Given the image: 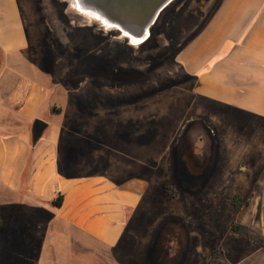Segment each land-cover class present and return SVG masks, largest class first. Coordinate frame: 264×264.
I'll use <instances>...</instances> for the list:
<instances>
[{
	"label": "rangeland",
	"instance_id": "374dc122",
	"mask_svg": "<svg viewBox=\"0 0 264 264\" xmlns=\"http://www.w3.org/2000/svg\"><path fill=\"white\" fill-rule=\"evenodd\" d=\"M215 1L173 0L150 38L133 44L71 0H19L26 72L49 97L36 119L63 130L67 150L57 159L68 176L120 183L130 166L147 191L107 248L84 246L76 227L50 223L49 213L21 212L13 192L0 189V264H208L215 250L229 264H264V247L231 229L238 223L263 236L264 124L253 130L233 113L192 110V77L177 62ZM15 114L0 108V133L34 139V123Z\"/></svg>",
	"mask_w": 264,
	"mask_h": 264
},
{
	"label": "crops",
	"instance_id": "0c3cea01",
	"mask_svg": "<svg viewBox=\"0 0 264 264\" xmlns=\"http://www.w3.org/2000/svg\"><path fill=\"white\" fill-rule=\"evenodd\" d=\"M28 47L19 0H0V53L9 69L0 72V108L13 110L17 121L34 123L49 97L26 72L31 70L22 51ZM177 62L192 77V110H220L251 119L253 130L263 126L264 0H216ZM21 74H28L24 88ZM50 128L37 141L0 133V189L13 192L21 212L40 210L51 214L50 223L60 219L76 227L84 246L114 248L144 200L147 181L130 166L120 171V183L106 176L69 177L67 164L57 159L58 150H67L63 130ZM59 194L64 202L56 208L52 201Z\"/></svg>",
	"mask_w": 264,
	"mask_h": 264
},
{
	"label": "water",
	"instance_id": "95a60500",
	"mask_svg": "<svg viewBox=\"0 0 264 264\" xmlns=\"http://www.w3.org/2000/svg\"><path fill=\"white\" fill-rule=\"evenodd\" d=\"M173 0H71L82 14L96 17L101 23L116 27L130 40L142 43L150 34L161 11ZM93 17V18H94ZM95 18V19H96ZM107 26V25H106ZM113 28V27H111ZM48 123L36 119L33 137L37 141L48 128Z\"/></svg>",
	"mask_w": 264,
	"mask_h": 264
},
{
	"label": "trees",
	"instance_id": "16d2710c",
	"mask_svg": "<svg viewBox=\"0 0 264 264\" xmlns=\"http://www.w3.org/2000/svg\"><path fill=\"white\" fill-rule=\"evenodd\" d=\"M238 198V195L235 196V199ZM64 202V197L62 194H59L53 201H52V205L56 208H61ZM234 205L236 207V210L240 209L239 204L235 203L234 201ZM232 231L240 236H243L247 239H250L252 241H254L255 243L261 245L262 247H264V237L256 234L254 232H252L249 228H247L246 226L242 225V224H238V223H233L231 226ZM219 251H214L212 254V258L210 259L208 264H229L227 262H223L219 259L218 257Z\"/></svg>",
	"mask_w": 264,
	"mask_h": 264
},
{
	"label": "bare ground",
	"instance_id": "6f19581e",
	"mask_svg": "<svg viewBox=\"0 0 264 264\" xmlns=\"http://www.w3.org/2000/svg\"><path fill=\"white\" fill-rule=\"evenodd\" d=\"M85 16H87V15H85ZM93 17H94V16H93ZM94 18H96V17H94ZM96 19H97V18H96ZM102 23H103V22H102ZM106 25H107V27H113V28H116V27H114V26H112V25L109 26V24H106ZM106 25H105V26H106ZM122 37H123V38H126V37L128 38V35H126V34L124 33V34H122ZM149 38H150V37H149ZM147 39H148V38H147ZM131 42H132L133 44H143V42H142V43H139V42H135L134 40H131ZM144 42H145V41H144Z\"/></svg>",
	"mask_w": 264,
	"mask_h": 264
},
{
	"label": "flooded vegetation",
	"instance_id": "af4514ba",
	"mask_svg": "<svg viewBox=\"0 0 264 264\" xmlns=\"http://www.w3.org/2000/svg\"><path fill=\"white\" fill-rule=\"evenodd\" d=\"M204 1L205 2L200 3L201 7L205 6L208 3V1H210V0H204Z\"/></svg>",
	"mask_w": 264,
	"mask_h": 264
}]
</instances>
